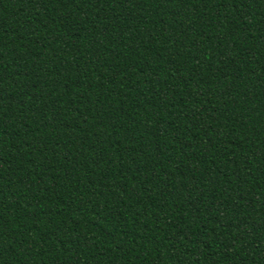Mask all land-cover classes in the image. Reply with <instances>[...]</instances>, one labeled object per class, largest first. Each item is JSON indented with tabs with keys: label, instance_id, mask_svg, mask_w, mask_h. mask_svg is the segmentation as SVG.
<instances>
[{
	"label": "trees",
	"instance_id": "1",
	"mask_svg": "<svg viewBox=\"0 0 264 264\" xmlns=\"http://www.w3.org/2000/svg\"><path fill=\"white\" fill-rule=\"evenodd\" d=\"M0 264H264V0H0Z\"/></svg>",
	"mask_w": 264,
	"mask_h": 264
}]
</instances>
